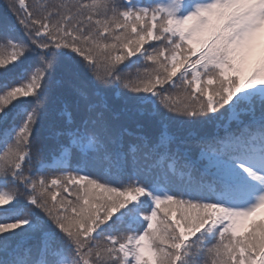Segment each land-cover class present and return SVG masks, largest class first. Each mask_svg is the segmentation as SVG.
Here are the masks:
<instances>
[{
    "label": "snow or ice",
    "instance_id": "snow-or-ice-1",
    "mask_svg": "<svg viewBox=\"0 0 264 264\" xmlns=\"http://www.w3.org/2000/svg\"><path fill=\"white\" fill-rule=\"evenodd\" d=\"M0 264H264V0H5Z\"/></svg>",
    "mask_w": 264,
    "mask_h": 264
},
{
    "label": "trees",
    "instance_id": "trees-1",
    "mask_svg": "<svg viewBox=\"0 0 264 264\" xmlns=\"http://www.w3.org/2000/svg\"><path fill=\"white\" fill-rule=\"evenodd\" d=\"M5 3V0H0V11L3 10V5ZM50 144H52L54 146V142H49Z\"/></svg>",
    "mask_w": 264,
    "mask_h": 264
}]
</instances>
